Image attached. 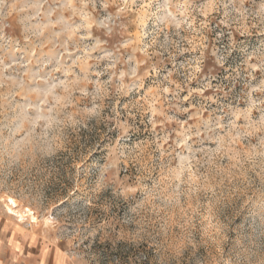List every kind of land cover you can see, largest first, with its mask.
Here are the masks:
<instances>
[{
	"label": "rangeland",
	"instance_id": "1",
	"mask_svg": "<svg viewBox=\"0 0 264 264\" xmlns=\"http://www.w3.org/2000/svg\"><path fill=\"white\" fill-rule=\"evenodd\" d=\"M0 264H264V0H0Z\"/></svg>",
	"mask_w": 264,
	"mask_h": 264
},
{
	"label": "bare ground",
	"instance_id": "2",
	"mask_svg": "<svg viewBox=\"0 0 264 264\" xmlns=\"http://www.w3.org/2000/svg\"><path fill=\"white\" fill-rule=\"evenodd\" d=\"M7 208L10 213H15L20 216L21 220H25L28 218L31 220L32 223L36 222V217L34 216L33 212L30 209L23 210L19 207L18 203L14 199H9L7 202Z\"/></svg>",
	"mask_w": 264,
	"mask_h": 264
}]
</instances>
